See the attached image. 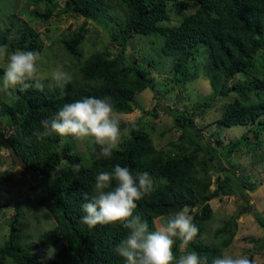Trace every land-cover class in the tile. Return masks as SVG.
Segmentation results:
<instances>
[{
	"label": "trees",
	"instance_id": "1",
	"mask_svg": "<svg viewBox=\"0 0 264 264\" xmlns=\"http://www.w3.org/2000/svg\"><path fill=\"white\" fill-rule=\"evenodd\" d=\"M24 5L33 8L32 20L47 21L62 15L83 19L77 30L69 27L58 37L75 60L78 76L63 87L41 82L43 87L36 88L29 82V87L14 89L10 103L0 102V149L11 152L38 178L36 205L46 208L55 222L38 238L43 251L36 252L23 244L22 213L17 212L0 246V264H123L115 246L126 230L118 224L89 229L81 219L85 215L84 194L92 195L96 173L111 170L116 164L134 172L146 171L154 179V191L138 202L135 212L149 222L150 228L157 217L171 216L184 207L194 210L200 233L184 251L194 249L211 264L233 240L237 217L224 220L214 231L217 244L203 241L204 225L213 216L210 202L236 191L248 201L244 190L234 182L235 173L222 165V159L228 160L243 147L249 149L248 134L257 139L264 131V0H64L60 8L53 5V0H24ZM169 6L183 17L179 25H162L170 22ZM191 6L195 7L193 12L184 14ZM89 22L109 29L114 54L104 48L90 51L82 59ZM152 35L164 39L161 51L165 60H170L173 81L185 86L201 74L211 82L213 103L232 94L233 100L224 105L215 123L227 127L251 125L247 133L219 149V133L217 145L196 127V116L205 110L198 106L190 111L166 109L179 135L163 149H156L139 125L122 120L121 129L127 132L110 158L98 157L99 146L92 140L83 153L77 151L71 136L53 133L37 140L34 133L41 129L42 120L54 116L64 103L85 96L111 97L118 114L141 111L135 97L153 86L144 64L138 58L130 62L126 51L135 36ZM0 45H7L9 51H37L40 56L45 46L38 32L18 19L0 31ZM200 56L203 63L199 64ZM2 71L0 68V75ZM238 75L245 80L233 82ZM151 115L155 116L153 112ZM75 164L80 165L79 171ZM10 178L7 172H0V184ZM213 183L216 187L211 189ZM253 210L251 206L242 207L243 213ZM50 245L55 251L46 261L44 254ZM178 245L174 249L177 257Z\"/></svg>",
	"mask_w": 264,
	"mask_h": 264
},
{
	"label": "rangeland",
	"instance_id": "2",
	"mask_svg": "<svg viewBox=\"0 0 264 264\" xmlns=\"http://www.w3.org/2000/svg\"><path fill=\"white\" fill-rule=\"evenodd\" d=\"M64 0H53V5L62 7ZM191 6L184 14L194 10ZM33 8H26L24 0H0V31L7 27L10 22L16 19L27 22L34 28L44 41V49L40 56V76L41 82L52 87L55 83L50 79V72L57 66H62L71 72L73 77L78 76L75 60L64 50L58 41V37L63 30L71 27L77 30L83 22L82 18L62 15L59 18L51 17L47 21L30 18ZM43 10V7H41ZM170 22L162 23L163 26H176L182 21V16L177 15L174 9L168 7ZM88 34L82 47V59H85L90 51H100L108 48L111 54L116 52L108 39V30L97 23H88ZM164 39L161 36H135L130 40L126 56L130 62L138 58L149 71L148 78L153 87L137 94L135 99L141 111L136 110L131 114L122 115L121 120L125 124H137L149 134L150 141L156 149H163L170 141L179 135L173 126L172 117L168 115L166 109L174 111L194 110L198 106L204 110L201 116H196L195 123L197 129L212 143L217 144L216 135L219 133L220 145L222 148L229 142L239 139L247 133L249 126H218L215 121L221 117L224 105L233 100V95L221 101L213 103L211 82L201 74L186 83L185 86L177 85L173 81V73L170 70V60H165L162 54ZM197 62L203 63L200 56ZM150 61L153 62L150 64ZM4 65L0 62V68ZM245 77L238 75L233 82H241ZM14 90H12L13 92ZM11 95L0 92V102L10 103ZM211 105L210 108H207ZM151 112L155 116L151 115ZM250 148L243 147L238 153L233 154L228 160L222 159V165L233 171L236 175L234 182L240 185L248 201L243 199V194L236 191L229 196H220L210 202L213 210L212 218L204 225L203 241L214 242V231L219 228L223 221L232 217H237V230L230 245L223 252L233 255H245L252 258L254 264H264V131L256 139L253 134H248ZM91 143L87 140L78 143L74 140L77 151L83 153L86 146ZM0 172H7L11 178L9 182L0 184V246L9 235L10 221L17 212L22 213L21 232L24 234L23 244L25 247H33L36 252L43 250L38 245V238L44 232L51 230L55 226L52 217L45 212L38 214L41 207L35 202L36 190H38L39 180L34 174L21 166L13 154L8 150L0 149ZM216 184L213 183L211 189ZM253 207L252 212L243 213L242 207ZM194 210H189L190 214ZM180 254L181 250L179 249ZM184 251V250H183ZM54 252V251H53ZM45 252V259L49 261L53 258ZM179 254V255H180Z\"/></svg>",
	"mask_w": 264,
	"mask_h": 264
},
{
	"label": "clouds",
	"instance_id": "3",
	"mask_svg": "<svg viewBox=\"0 0 264 264\" xmlns=\"http://www.w3.org/2000/svg\"><path fill=\"white\" fill-rule=\"evenodd\" d=\"M14 37L10 36L9 39ZM40 53L33 50L9 51L7 45H0V92L12 95V90L31 86L42 88ZM50 79L63 87L73 81V74L62 66L53 68ZM122 113H117L115 103L109 96H85L70 103H64L50 119L41 121V129L34 133L42 140L53 133L71 136L78 143L92 140L99 146L98 157L110 158L120 145L127 129H121ZM73 167L79 171L80 165ZM155 181L148 172H134L127 166L116 164L111 170H102L94 177L92 195L84 194L85 203L81 218L89 229L97 226L121 225L126 235L116 244L115 254L123 264H209L206 257L194 249H187L198 237L200 229L187 207L168 217L152 220V227L141 215L135 214L138 202L151 195ZM48 210L41 209L38 214ZM179 242L181 254L174 249ZM55 251L50 245V257ZM211 264H254L245 255L223 252L213 258Z\"/></svg>",
	"mask_w": 264,
	"mask_h": 264
}]
</instances>
